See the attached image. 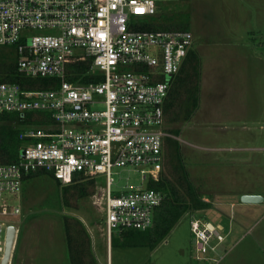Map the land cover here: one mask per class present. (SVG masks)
I'll return each instance as SVG.
<instances>
[{"label":"built area","instance_id":"built-area-1","mask_svg":"<svg viewBox=\"0 0 264 264\" xmlns=\"http://www.w3.org/2000/svg\"><path fill=\"white\" fill-rule=\"evenodd\" d=\"M169 1L0 0V47L19 73L54 83L31 90L0 81V115L49 118L14 122L22 145L17 162L0 164V216L20 214L3 197L21 193L33 173L63 186L104 176L109 245L119 231L152 227L163 194L148 185L160 179L170 137L164 105L194 40L190 30L150 27ZM116 168L139 169L147 187L114 193ZM190 224L197 258H210L225 239L221 231ZM6 227L0 220V255Z\"/></svg>","mask_w":264,"mask_h":264},{"label":"rangeland","instance_id":"rangeland-1","mask_svg":"<svg viewBox=\"0 0 264 264\" xmlns=\"http://www.w3.org/2000/svg\"><path fill=\"white\" fill-rule=\"evenodd\" d=\"M160 6L157 22L162 23L165 18L169 23L183 22L194 35L195 47L199 45L200 30L207 20L212 23L207 30L211 37L216 38L222 30L227 31V37L242 39L235 41L241 45L242 51L247 50L246 0H174L162 2ZM230 20L233 23L231 28L225 25ZM214 66L215 61L203 62L201 86L203 91L208 89L207 104L201 101L191 121L165 125L166 130L180 131H167L170 137L164 148V171L171 170L172 165H183L200 198L201 195L217 194V201L222 203L215 206L210 202V208L184 215L166 239L153 249L112 248L105 229L104 176L96 178L92 195L79 197V193L72 190L66 202L55 180L49 176H37L25 181L21 193L3 197L4 204L20 208V214L0 216V220L7 227L12 225L28 233L29 243H34L33 247L41 255L39 264H70L65 216L76 218L90 228L91 249L97 264H264V202L258 204L256 214H251L246 206L251 204H243L239 197L241 190L248 186L264 191V166L256 167L255 175L248 172L246 162L250 146L264 149V72L257 75L255 69V76L248 77L239 64L231 68V73L223 71L222 77L226 79L230 75L227 80L233 78L234 83L223 103L222 99L216 102V74L207 75ZM251 82L257 89V101L253 108L255 118L248 120L243 106L248 94L245 90ZM216 103L221 104L220 115H216ZM232 103L236 106L231 107ZM15 125L14 122L10 124L12 128ZM247 133L256 135L255 140L248 141ZM258 155L264 156V152ZM138 170L114 169V193L146 188L147 182H141ZM194 219L202 223H220L224 226L220 234L223 237L228 235L208 259L197 258L190 224Z\"/></svg>","mask_w":264,"mask_h":264},{"label":"trees","instance_id":"trees-1","mask_svg":"<svg viewBox=\"0 0 264 264\" xmlns=\"http://www.w3.org/2000/svg\"><path fill=\"white\" fill-rule=\"evenodd\" d=\"M156 21V19H155ZM153 23L152 29L161 30H188L183 22ZM10 50L0 47V81L18 83L26 89H49L54 83L45 78H29L18 72ZM86 65L79 70L82 72ZM201 94V61L198 53L190 50L179 73L173 78L168 98L164 105L166 123L181 125L192 120L200 108ZM49 119L44 114L30 115H0V164L17 162L22 142L19 139L20 129L10 126L13 122L42 123ZM169 131V129L167 130ZM180 130L171 129L169 132L178 133ZM169 139H166V142ZM166 144V143H165ZM167 172L162 171L158 182L151 181L149 188L158 190L163 194L161 205L156 209L152 227L144 232L123 230L113 234L111 247H157L174 229L181 218L197 210L208 209L210 205L203 201L192 184L183 165H172ZM37 176L52 175L33 173L25 178L32 179ZM54 180V179H53ZM63 201L66 202L70 192L77 191L79 197H88L95 189V179L77 176L67 186L61 185ZM65 238L70 264H97L91 249L90 235L83 223L73 217H64Z\"/></svg>","mask_w":264,"mask_h":264},{"label":"crops","instance_id":"crops-1","mask_svg":"<svg viewBox=\"0 0 264 264\" xmlns=\"http://www.w3.org/2000/svg\"><path fill=\"white\" fill-rule=\"evenodd\" d=\"M246 11L248 12V15H246L247 20V50L242 51L241 45L237 44V41H241L242 39H234L233 37H227L225 33L227 31L222 30L219 36L216 38H213L208 33L209 27L212 25L210 21L205 22V26H202L200 30V38H199V45L198 47H195V41L193 40V47L192 50L196 51L200 57L201 61V83L203 78V62L205 61H215V66L213 67V71L211 73H207V75H215L217 77L216 81V102L219 100H223L224 103V96L226 94H229L233 90V78L228 79V76H226V79H224L223 71L231 73V68L235 67V65L239 64L242 66V71L246 73L248 77L255 76V69L258 72L257 75H261L260 72H264V0H246ZM201 24V23H200ZM226 27L231 28L233 26L232 21L227 24L225 23ZM202 33H204L202 35ZM194 36V35H193ZM213 65V64H212ZM260 69V70H258ZM219 78V80H218ZM246 83H248V80L246 79ZM238 88V86H237ZM207 92L208 89L206 88L204 91L201 86V94H200V103L201 101H206L207 104ZM245 92H247V98H246V105L243 107H246V113L248 114V120L251 118H255L253 108L256 106L255 101H257V89L253 82L249 83L246 87ZM221 100V101H222ZM248 103V104H247ZM217 104V103H216ZM215 104L216 109V115H220L219 108L221 107V104ZM236 106L235 103H232L231 107ZM234 112H232L233 114ZM250 122V121H249ZM254 122V121H252ZM256 138V135L251 136L247 133L246 139L249 141H254ZM263 153L264 149L262 146H250L248 148V155H247V165H248V172L254 173L256 175V172L258 169L256 167L264 166V156L257 155V153ZM254 176V175H253ZM25 184V183H24ZM244 195H258L264 197V191L262 192L259 188L256 186L250 188L248 186L245 190H241L239 193V197H242ZM213 197V198H211ZM217 194L211 196L205 195L201 198L203 201L208 202L211 204H214L215 206L218 204H221L222 202L217 201ZM249 206V210L251 211V214H256V208H258V204H251L246 205ZM213 207V206H212ZM218 217H216L217 219ZM83 223V222H82ZM209 224L215 226L218 228L221 232L224 231V226L220 223H211ZM84 225V224H83ZM87 229L89 235L91 236L90 228L84 225ZM28 233L23 231V229H17V237H16V243L14 246V250L12 253L10 264H39V259H41V255L39 254V251L36 250L33 246L34 243H29L30 238L27 236ZM226 234L224 236L227 237ZM225 240V239H224ZM68 251V249H67ZM69 260V256H68Z\"/></svg>","mask_w":264,"mask_h":264},{"label":"water","instance_id":"water-1","mask_svg":"<svg viewBox=\"0 0 264 264\" xmlns=\"http://www.w3.org/2000/svg\"><path fill=\"white\" fill-rule=\"evenodd\" d=\"M243 204H261L264 202V197L258 195H244L241 197ZM17 228L15 226H8L5 235L4 253L1 259V264H10L14 246L16 243Z\"/></svg>","mask_w":264,"mask_h":264}]
</instances>
